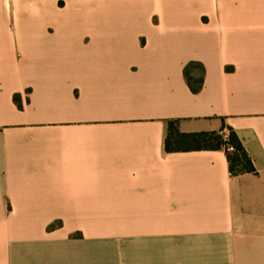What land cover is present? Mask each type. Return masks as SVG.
Returning a JSON list of instances; mask_svg holds the SVG:
<instances>
[{
    "label": "crops",
    "instance_id": "obj_1",
    "mask_svg": "<svg viewBox=\"0 0 264 264\" xmlns=\"http://www.w3.org/2000/svg\"><path fill=\"white\" fill-rule=\"evenodd\" d=\"M56 2L5 0L41 25L0 18V264H86L71 209L184 242L171 264H264V0ZM170 120L234 129L256 172L231 174L222 149L166 150Z\"/></svg>",
    "mask_w": 264,
    "mask_h": 264
},
{
    "label": "rangeland",
    "instance_id": "obj_2",
    "mask_svg": "<svg viewBox=\"0 0 264 264\" xmlns=\"http://www.w3.org/2000/svg\"><path fill=\"white\" fill-rule=\"evenodd\" d=\"M132 0H128L131 2ZM3 2V12L1 20L4 25L10 28L18 29L21 24L41 25L45 21L38 17H23L17 22L15 11L5 5ZM65 0H57L58 7L65 6ZM160 5L165 7V0H159ZM12 6L13 2L11 1ZM100 7V2L97 4ZM83 9V7H80ZM75 8H71L74 10ZM75 20V16L72 17ZM77 24H83L84 17L78 16ZM50 21V20H49ZM52 22V19H51ZM49 25V24H48ZM0 34L4 31L9 33L8 28L0 30ZM8 31V32H7ZM66 211V210H65ZM117 210L104 209H71L72 224L82 225L86 227L92 235L87 241L84 240L81 244H71V253L76 255L88 254L85 257L86 264H171V257L185 255V243L182 241H167L153 239H134L131 235L135 234L137 225L133 223H120L115 219ZM52 227V226H51ZM144 227V226H142ZM145 227H147L145 225ZM83 237L81 230L71 232V238L79 239ZM176 259V258H175Z\"/></svg>",
    "mask_w": 264,
    "mask_h": 264
},
{
    "label": "trees",
    "instance_id": "obj_3",
    "mask_svg": "<svg viewBox=\"0 0 264 264\" xmlns=\"http://www.w3.org/2000/svg\"><path fill=\"white\" fill-rule=\"evenodd\" d=\"M184 75L193 92L201 90L205 77V67L202 62L195 60L188 62L184 67ZM18 96V94L15 95L17 101ZM165 148L168 151L222 149L226 152L231 174L240 175L246 172H256L252 158L232 128L229 129L228 134L222 131L181 133L177 127V120H170Z\"/></svg>",
    "mask_w": 264,
    "mask_h": 264
}]
</instances>
